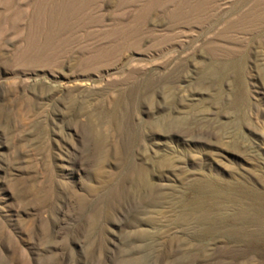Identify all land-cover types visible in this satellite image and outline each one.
Listing matches in <instances>:
<instances>
[{
    "label": "rangeland",
    "instance_id": "rangeland-1",
    "mask_svg": "<svg viewBox=\"0 0 264 264\" xmlns=\"http://www.w3.org/2000/svg\"><path fill=\"white\" fill-rule=\"evenodd\" d=\"M0 264H264V0H0Z\"/></svg>",
    "mask_w": 264,
    "mask_h": 264
}]
</instances>
